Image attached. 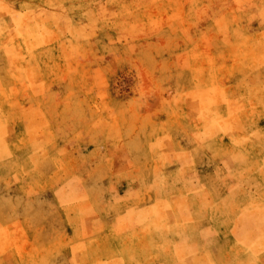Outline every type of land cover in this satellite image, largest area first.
Instances as JSON below:
<instances>
[{
    "label": "rangeland",
    "instance_id": "374dc122",
    "mask_svg": "<svg viewBox=\"0 0 264 264\" xmlns=\"http://www.w3.org/2000/svg\"><path fill=\"white\" fill-rule=\"evenodd\" d=\"M0 264H264V0H0Z\"/></svg>",
    "mask_w": 264,
    "mask_h": 264
}]
</instances>
